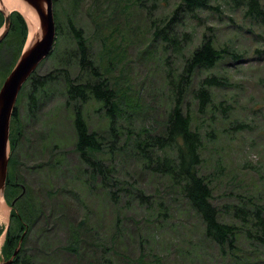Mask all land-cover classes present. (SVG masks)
I'll use <instances>...</instances> for the list:
<instances>
[{"label":"rangeland","instance_id":"1","mask_svg":"<svg viewBox=\"0 0 264 264\" xmlns=\"http://www.w3.org/2000/svg\"><path fill=\"white\" fill-rule=\"evenodd\" d=\"M76 1L59 0L60 22L65 24L68 15H71L76 25L83 29L103 73L111 77L120 92L124 91L123 98H133L139 93L155 107L157 115L159 111L163 113L170 109L164 73L174 67L178 70L183 56H188L199 46L205 34L214 38L217 48L228 50L215 69L197 73L195 85L201 78L215 75L227 79L231 87L213 90V108L207 116L198 115V103L193 97L187 100L186 108L191 112L194 129L200 131L204 138L201 173L211 184L213 203L219 209L220 220L240 226L241 220L235 219L234 214L238 206L251 208L264 205V54H259L264 52V20L248 17L246 8L240 2L214 0V9L199 13V19L184 17L180 20L181 37L188 35L180 55L165 53L160 45L158 50L151 46V28L146 23L145 12L134 6V0H121V3L131 4L130 13L103 18L106 27L98 29L93 20L98 11L97 0H78V7L74 9ZM180 1L159 0L155 15L161 25L171 19ZM261 1L264 5V0ZM105 6L101 7L105 9ZM55 8L54 4V11ZM0 9L5 11L1 4ZM11 12L14 11L8 13ZM117 25L124 28L118 36ZM65 48L66 44L56 39L54 51L40 64L38 74L51 72L54 68L51 58ZM230 53L240 55L242 60L234 61ZM4 54L6 56L0 58V62L3 61L0 65V89L14 63L11 64L12 53L5 50ZM74 69L73 73L77 74V68ZM63 86V83L57 86V92L41 109L34 123L30 121L26 108L27 92L20 95L19 115L26 127L17 141L16 151L10 156L24 166L16 165L11 169V175L17 169L21 175L22 180H16L20 190L11 189L6 196L3 195L7 213L0 219V229L3 230L0 236V264L6 260L2 247L10 225L11 209L7 200L27 193L28 187L39 193L44 204L43 216L34 225L27 240L26 249L33 258L31 264H134L138 259L145 264H156V257L160 259L158 264H245L243 260L250 261L246 264H264V250L248 243L240 235L236 248L227 247L226 254L222 256L202 236V224L195 213L174 191L167 194L168 185L164 179L146 176L133 161L118 164L113 163L114 158H109L104 163L105 166H114L109 189L114 191L118 180L125 181L134 187H143L149 194L155 191L163 193V199L169 198L170 207H174L173 221L166 225L157 224L144 234L145 238L131 222H122L118 233L116 208L110 202L108 192L101 189L99 181L92 183L93 180L89 179L84 184L85 177L78 178L76 173L81 163L73 150L76 138L74 112L66 108ZM96 107L87 104L84 109L91 129L102 126L104 111L95 113ZM151 116L152 113L143 114L141 121L137 122L134 136L138 137V126L147 124ZM238 124L245 127H236ZM103 134L106 144L107 133ZM56 145L58 148H55ZM56 154L64 157L59 174L48 165L53 161L51 155ZM128 201L119 199V216L125 215L136 221L144 218L146 213L136 201ZM85 219L86 229L79 230V248L73 251L72 236L77 232L76 226ZM112 236H115L116 251L126 261L103 255L95 248L100 243L103 247L108 245ZM223 257L228 259L222 260Z\"/></svg>","mask_w":264,"mask_h":264},{"label":"trees","instance_id":"2","mask_svg":"<svg viewBox=\"0 0 264 264\" xmlns=\"http://www.w3.org/2000/svg\"><path fill=\"white\" fill-rule=\"evenodd\" d=\"M240 2L246 8L248 17L264 20V5L261 0H234ZM59 0H54L56 6L54 11L57 40L64 42L66 48L53 56L54 68L51 72L39 75L36 71L28 82L23 86L14 110L11 121L10 149L13 154L19 143L22 130L26 127L20 119L19 104L21 93L26 94L28 115L31 122H36L38 114L57 92V86L63 83L62 94L66 97V108L73 110L75 129L74 153L78 156L81 166L76 173L78 178L85 177L84 184L90 179L92 183H101L102 190L108 192L110 202L116 208V228L120 232L121 223L131 222L133 228L144 237L157 224L166 225L173 221V212L170 207V199H163V193L149 194L143 187H134L125 181H117L116 189H109L113 167L105 166L109 158H114L113 163H127L132 161L140 167L142 173L155 179H164L167 182V194L174 191L176 196L182 199L200 219L202 224V236L208 240L221 255L226 254V248L235 249L239 239L243 236L248 243L258 249L264 250V205H254L251 208L240 205L235 210V219L241 220V225H233L220 220L219 209L213 203V190L211 184L201 173L203 162L202 152L204 138L200 131L194 129L191 112L187 110V100L190 97L197 100L198 115L207 116L213 108V90H226L231 83L222 77L210 75L201 78L195 85V78L199 71H210L215 69L224 59L227 49H219L215 46L212 36L204 35L199 46L194 48L188 56H183L182 66L168 69L164 73V81L168 91V102L170 109L166 112L159 111L155 114V107L146 102L141 94L133 98L124 99V91L113 85L111 77L103 73V68L94 58L93 50L82 28H79L71 15H68L66 23L60 22L57 9ZM159 0H134L141 12H145L146 23L150 26L153 38L151 46L162 47L165 53L182 54L184 41L188 35L181 37L179 27L180 20L184 17L199 19V13L214 9V0H181L174 10L171 19L163 25L159 23L155 12L158 10ZM78 7V0L75 2ZM80 5V4H79ZM106 5L105 9L101 7ZM130 3H121V0H97L98 11L93 20L95 27H106L103 18L125 16L130 13ZM122 14V15H121ZM5 16L0 11V29L4 26ZM98 29V28H97ZM123 26H116V33H122ZM29 35L28 25L24 16L14 11L11 13V25L8 34L0 43L1 57L4 51L11 54L12 69L21 56ZM106 47V46H105ZM124 53V52H123ZM122 53V54H123ZM121 54V55H122ZM234 61L242 58L236 53H230ZM263 55L264 52H259ZM120 55V57H121ZM6 56V55H5ZM0 57V58H1ZM6 57L5 59H7ZM3 61L0 62V65ZM74 67L77 74H74ZM9 68V67H8ZM7 78V77H6ZM93 104L95 113L104 111L102 126L91 129L84 113L85 106ZM148 113L147 124H142L136 131L138 137L134 136L137 122ZM106 122V125H105ZM236 127H245L238 124ZM104 132L107 133V143H104ZM105 144V148H104ZM60 146V145H59ZM55 148H58L57 145ZM53 154V153H52ZM134 155V156H133ZM49 163L52 171L59 174L62 172V155L53 156ZM101 156H104L102 159ZM24 166L10 157L9 172L5 190H20L17 181L22 180L18 169L11 175L12 166ZM37 168V166L35 167ZM28 169V167H26ZM17 180V181H16ZM50 194V193H48ZM55 195V191H54ZM77 196L76 193H72ZM124 201L134 200L144 210V218L136 221L128 216L118 213L119 199ZM39 193L28 187L18 197L10 201V226L6 233V239L2 247V254L6 260H10L16 249L20 246L18 255L13 264H31L32 257L26 249L29 234L41 219L44 213V204ZM128 201V202H129ZM86 219L77 226V232L72 236L74 247L77 251L81 242V230L86 229ZM80 230V231H79ZM126 232H129L126 230ZM3 230L0 229V236ZM115 236L110 243L102 246L101 243L95 248L101 254L119 257L115 247ZM228 257H223L226 260ZM129 261V260H128ZM156 264L160 261L155 258ZM109 262V261H108ZM246 264L250 261L243 260ZM134 264H145L141 259Z\"/></svg>","mask_w":264,"mask_h":264},{"label":"water","instance_id":"3","mask_svg":"<svg viewBox=\"0 0 264 264\" xmlns=\"http://www.w3.org/2000/svg\"><path fill=\"white\" fill-rule=\"evenodd\" d=\"M38 15L40 29L35 40L29 42V35L25 48L15 67L5 79L0 89V192L6 190L9 162H10V129L14 110L23 86L31 76L52 54L57 39L56 22L54 16V0H23ZM0 11L5 16V23L0 32V43L6 37L11 25V13ZM19 12V11H18ZM21 13V12H20ZM29 30V27H28ZM10 226V225H9ZM9 226L6 231H8ZM20 246L10 260H3L1 264H13Z\"/></svg>","mask_w":264,"mask_h":264},{"label":"bare ground","instance_id":"4","mask_svg":"<svg viewBox=\"0 0 264 264\" xmlns=\"http://www.w3.org/2000/svg\"><path fill=\"white\" fill-rule=\"evenodd\" d=\"M0 4L6 11V13L10 11H19L26 17L29 25V42L35 40L40 32V23L36 11L32 9L28 4H26L23 0H0ZM6 213L7 212L5 203L3 202V195L0 192V219L6 217Z\"/></svg>","mask_w":264,"mask_h":264}]
</instances>
